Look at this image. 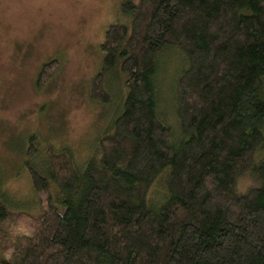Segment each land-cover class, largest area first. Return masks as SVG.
<instances>
[{
  "label": "trees",
  "instance_id": "1",
  "mask_svg": "<svg viewBox=\"0 0 264 264\" xmlns=\"http://www.w3.org/2000/svg\"><path fill=\"white\" fill-rule=\"evenodd\" d=\"M105 32L88 98L119 112L81 168L29 138L0 264H264V0H126Z\"/></svg>",
  "mask_w": 264,
  "mask_h": 264
},
{
  "label": "rangeland",
  "instance_id": "2",
  "mask_svg": "<svg viewBox=\"0 0 264 264\" xmlns=\"http://www.w3.org/2000/svg\"><path fill=\"white\" fill-rule=\"evenodd\" d=\"M125 1L0 0V192L12 210L39 211L22 161L30 137H37L38 164L51 147L69 149L81 168L119 112L116 88L109 86L114 99L101 106L88 98V85L100 68L105 31ZM51 60L59 69L38 89L40 67Z\"/></svg>",
  "mask_w": 264,
  "mask_h": 264
}]
</instances>
